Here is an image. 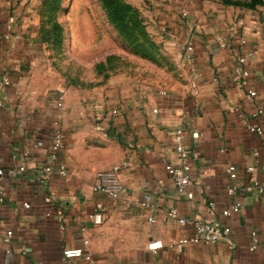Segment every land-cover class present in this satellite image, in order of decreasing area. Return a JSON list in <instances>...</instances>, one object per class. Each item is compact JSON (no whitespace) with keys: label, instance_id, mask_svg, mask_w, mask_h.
<instances>
[{"label":"crops","instance_id":"crops-1","mask_svg":"<svg viewBox=\"0 0 264 264\" xmlns=\"http://www.w3.org/2000/svg\"><path fill=\"white\" fill-rule=\"evenodd\" d=\"M41 5L42 0H0V168L5 171L0 175V264H264V248L249 250L252 230L264 241V194L229 195L225 171L236 166L238 185L264 179V133L252 134L242 122L245 118L264 130V42L244 23L227 24L214 13L205 22L198 2L186 1L185 20L172 11L173 4L156 3L149 18H159V28L184 47L193 43L191 52L185 47L189 79L182 89L161 95L118 76L92 91L66 88L56 83L42 39ZM219 35L228 43L224 49ZM248 51H253L247 58L249 88L256 92L252 102L231 77L238 56ZM58 92L64 95L61 109L54 105ZM257 108L263 112L254 116ZM176 127L184 132V159L173 148ZM56 129L64 135L66 177L42 171ZM25 150L28 158L22 156ZM255 159V172H246ZM182 161L191 168L192 198L176 192L165 170L166 164ZM22 164L21 174L6 172ZM114 164L122 184L116 200L91 191L96 173ZM236 200L240 210L223 216ZM97 204L104 217L94 225L90 214ZM171 207L182 217L214 218L229 226V243L188 244L177 252L173 242L191 236L193 229L167 219ZM81 226L92 259H65L62 252L78 245Z\"/></svg>","mask_w":264,"mask_h":264},{"label":"rangeland","instance_id":"rangeland-1","mask_svg":"<svg viewBox=\"0 0 264 264\" xmlns=\"http://www.w3.org/2000/svg\"><path fill=\"white\" fill-rule=\"evenodd\" d=\"M56 1L43 20L44 34L52 39L54 28L56 39L61 35V42H46L58 85L92 91L112 76L125 77L148 92L173 91L186 85L185 47L165 28H159V18L151 20L148 14L156 3L162 4L161 8L173 4L172 11L185 20L182 13L187 12V0ZM191 1L204 9L205 22L207 15L214 13L227 24L240 27L244 23L245 29L255 32L254 38L264 42V0ZM138 5L147 6V14Z\"/></svg>","mask_w":264,"mask_h":264},{"label":"built area","instance_id":"built-area-1","mask_svg":"<svg viewBox=\"0 0 264 264\" xmlns=\"http://www.w3.org/2000/svg\"><path fill=\"white\" fill-rule=\"evenodd\" d=\"M186 15V11L182 13ZM217 43L220 48H226L228 46L227 41L223 36L219 35L217 37ZM245 43V40H241V44ZM186 52L189 53L193 49V43L188 42L186 44ZM253 54V51H248L243 54H240L237 58V63L232 67V83L236 86L246 90L247 100L252 102L253 98L256 95V92L249 88V76L251 74L250 69L247 66V58ZM196 77V74H194ZM4 82L7 84L8 80L5 79ZM165 91H161V94H165ZM64 95L63 92H58L55 96V108L61 109L63 104ZM156 112V109L153 110ZM263 112L262 109L257 108L253 113L254 116L259 115ZM242 122L246 127L247 131L255 134L262 135L264 130L262 126L252 123L249 120L242 118ZM184 132L181 127H176L172 134V144L175 152L179 154L184 159ZM197 132L193 133L194 137L199 136ZM63 132L59 129L53 131L51 141L48 147V157L49 163L42 167V171L45 173H51L53 171L57 172L60 176L66 177L67 167L65 162L62 159V147H63ZM253 157L257 158V152H253ZM22 156L28 158L30 156L29 151L25 150L22 152ZM257 159L254 160L253 164H249L245 167V171L248 173H254L256 169ZM25 166L19 165L13 169H8L6 172L9 174L17 173L21 174L24 172ZM165 170L170 175L175 190L178 194L184 195L187 198H192L193 194L189 190L191 183V174H190V165L186 161H182L179 164L168 163L165 165ZM119 165L114 164L109 168L98 171L95 175V179L91 185V191L93 193L102 194L109 197L112 200L118 199L122 192V184L118 177ZM226 173L228 174L231 183L227 185L226 190L229 195H235L237 192L241 191L244 193H257L264 194V179L259 180L254 178L249 182L238 185L234 181L238 177V171L234 164H229L225 168ZM4 170L0 168V175L4 174ZM28 202H24V207H29ZM210 207H213V203H209ZM241 203L240 201H234L230 206L222 210V215L228 217L234 213H237L240 210ZM167 219L175 220L179 224L184 226H189L193 229V234L191 236L180 237L173 242V246L177 252H181L184 246L188 244H213L221 240H225L229 243V226L222 224L217 219H201V218H187L182 217L178 214L176 208L171 207L165 212ZM104 214L102 213V207L100 204H97L90 214V219L94 225H98L102 222ZM8 236H11V232L7 233ZM76 238L78 245L74 248L64 249L62 254L65 259L70 258H82L85 261H91L90 253V239L87 233V229L84 226L78 228L76 232ZM261 246L264 248V241H261L256 233V231H251V245L249 246L250 251H254Z\"/></svg>","mask_w":264,"mask_h":264},{"label":"trees","instance_id":"trees-1","mask_svg":"<svg viewBox=\"0 0 264 264\" xmlns=\"http://www.w3.org/2000/svg\"><path fill=\"white\" fill-rule=\"evenodd\" d=\"M56 4H57V1L56 0H42V5H41V9H40V21H41V26H40V32H41V35H42V39L43 41L45 42H50V41H58V42H61V35L59 34V37L58 39H56V31L54 32V28L52 30V39L49 38L48 35L44 34L45 32H47V30L44 29V14L47 10V8H51V7H56ZM55 25V24H53ZM54 27V26H53Z\"/></svg>","mask_w":264,"mask_h":264}]
</instances>
